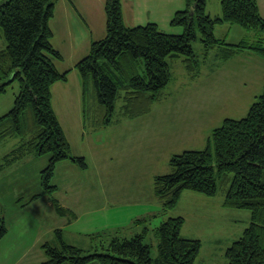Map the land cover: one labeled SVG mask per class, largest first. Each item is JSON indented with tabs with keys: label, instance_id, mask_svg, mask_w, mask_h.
<instances>
[{
	"label": "rangeland",
	"instance_id": "1",
	"mask_svg": "<svg viewBox=\"0 0 264 264\" xmlns=\"http://www.w3.org/2000/svg\"><path fill=\"white\" fill-rule=\"evenodd\" d=\"M91 4L96 12L92 24L98 33L103 31L104 10L99 11L95 1ZM207 13L212 18L221 16V0H208ZM159 28L167 34L183 33V28L172 24ZM214 34L230 45H254L260 40L264 45L261 29L224 23L215 26ZM201 36L198 31L193 42L199 73L194 76L188 71L184 56L167 58L171 81L163 97L139 117L127 116L122 101L107 116L98 103L92 78L84 99L77 69L76 75L68 76V83L61 82L52 105L72 155L84 158L86 168L71 159L58 162L51 184L57 186L53 197L73 209L76 217H61L54 206L46 205L49 197L43 194V171L50 154H29L5 166L0 171V225L4 222L10 235L0 243V264H43L47 260L43 245L59 244L58 230L67 244L88 255L103 253L102 245L108 246L116 237L132 239L149 228L145 243L155 258L156 228L173 217L184 218L185 238L201 241L195 264H227L228 248L252 224L250 210L224 207L227 187L219 185L214 197L184 191L176 208L168 211L155 195V178L172 173L170 161L175 155L204 150L224 120L245 118L264 91L263 57L240 49L226 58V46L207 50ZM6 46L0 29V51ZM139 72L144 75V62ZM19 92L16 81L0 96V118L13 109ZM30 139L0 141V164Z\"/></svg>",
	"mask_w": 264,
	"mask_h": 264
},
{
	"label": "trees",
	"instance_id": "2",
	"mask_svg": "<svg viewBox=\"0 0 264 264\" xmlns=\"http://www.w3.org/2000/svg\"><path fill=\"white\" fill-rule=\"evenodd\" d=\"M186 4L171 22L173 27L183 28V33L174 35L162 32L155 23L127 27L122 0H106V36L92 42L88 56L76 65L83 81V98L92 78L98 103L107 116L115 111L117 101L123 102L122 109L129 117L148 113L171 81L167 58L184 56L188 71L194 76L199 73L193 50L198 31L207 50L226 46V58L240 49H250L264 58L262 40L254 45H230L214 34L215 26L224 23L264 31L258 0H221L222 15L216 18L207 13L208 0H186ZM54 15V0H0V29L7 43L0 51V96L16 81L20 84L13 109L0 118V141L31 137L4 158L0 171L26 155L50 154L43 171V194L51 199L59 216L75 218L72 210L53 197L57 186L51 184L58 162L71 159L86 168L84 158L72 155L52 105V86L66 81L69 74L60 72L55 64L63 56L52 44L49 23ZM141 62L144 75L139 72ZM170 164L171 174L155 178V195L164 209H175L184 191L214 197L219 185L227 187L224 207L252 213L251 226L226 252L227 264H264V91L245 118L224 120L213 131L208 147L175 155ZM184 224L183 217H173L156 228L159 244L155 258L145 243L149 228L132 239L116 237L108 246L102 245L103 253L88 255L67 244L58 230L60 243L43 245L47 258L43 264H195L201 241L185 238ZM7 232L2 222L0 241Z\"/></svg>",
	"mask_w": 264,
	"mask_h": 264
},
{
	"label": "crops",
	"instance_id": "3",
	"mask_svg": "<svg viewBox=\"0 0 264 264\" xmlns=\"http://www.w3.org/2000/svg\"><path fill=\"white\" fill-rule=\"evenodd\" d=\"M97 2L99 11L104 10L103 31L95 32L92 24V11ZM55 15L49 25L53 32L52 44L63 56V60L56 61V67L60 72L68 71L69 75H76V65L79 61L88 56L91 43L105 38L107 33V16L105 11L106 0H54ZM259 9L264 18V0H258ZM123 18L127 26L137 27L148 23H155L158 26H169L171 19L178 11L186 9V0H122ZM105 15V19H104ZM101 16V17H102ZM63 29V30H61ZM105 34L103 35V32ZM61 82L55 83L52 88V96L60 89ZM83 91V83H82ZM80 102V101H79ZM47 207H52L50 198L46 200ZM73 211L70 207H66ZM74 212V211H73ZM0 243L9 237L10 230Z\"/></svg>",
	"mask_w": 264,
	"mask_h": 264
},
{
	"label": "water",
	"instance_id": "4",
	"mask_svg": "<svg viewBox=\"0 0 264 264\" xmlns=\"http://www.w3.org/2000/svg\"><path fill=\"white\" fill-rule=\"evenodd\" d=\"M195 7H196V3L192 6V8L190 10V13L191 14H194L195 13Z\"/></svg>",
	"mask_w": 264,
	"mask_h": 264
}]
</instances>
